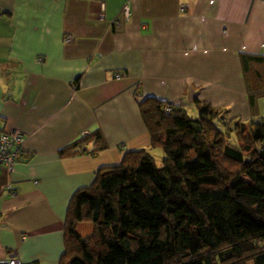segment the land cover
Returning a JSON list of instances; mask_svg holds the SVG:
<instances>
[{"label": "crops", "instance_id": "1", "mask_svg": "<svg viewBox=\"0 0 264 264\" xmlns=\"http://www.w3.org/2000/svg\"><path fill=\"white\" fill-rule=\"evenodd\" d=\"M242 55L264 58V0H0V129L27 135L0 173V260L60 264L74 194L126 153H152L147 98L250 122Z\"/></svg>", "mask_w": 264, "mask_h": 264}, {"label": "trees", "instance_id": "2", "mask_svg": "<svg viewBox=\"0 0 264 264\" xmlns=\"http://www.w3.org/2000/svg\"><path fill=\"white\" fill-rule=\"evenodd\" d=\"M241 59L252 120L200 99V118L171 102L143 101L161 165L148 149L129 152L77 191L60 264H264V58ZM100 138L86 135L61 155L86 152ZM88 222L93 233L83 237L78 226Z\"/></svg>", "mask_w": 264, "mask_h": 264}, {"label": "built area", "instance_id": "3", "mask_svg": "<svg viewBox=\"0 0 264 264\" xmlns=\"http://www.w3.org/2000/svg\"><path fill=\"white\" fill-rule=\"evenodd\" d=\"M181 11L185 12L186 7L182 6ZM124 17L125 21L128 22V6L124 8ZM66 41L71 42L72 37L68 36ZM42 60V58H39V61ZM117 78H121V75H118ZM172 111V105H167L166 112L170 113ZM26 139L27 135L20 130L0 129V173L7 171L9 174H11L15 171V166L23 155ZM8 189L10 188L8 187ZM0 264H20L17 251H11L8 259L0 260Z\"/></svg>", "mask_w": 264, "mask_h": 264}, {"label": "rangeland", "instance_id": "4", "mask_svg": "<svg viewBox=\"0 0 264 264\" xmlns=\"http://www.w3.org/2000/svg\"><path fill=\"white\" fill-rule=\"evenodd\" d=\"M261 103L264 104V98H260ZM258 105H259V102H258ZM196 107V106H195ZM195 109V108H194ZM191 109V108H188V115L190 117H193V118H200V117H203L204 114H205V111H199V109ZM257 111H258V107H256ZM204 113V114H203ZM261 115H264V110L262 109V114ZM231 143H234V139H231ZM152 154L153 156L155 157L156 161H157V164L158 165H161L162 163V160H163V157H164V154H163V151L162 149L160 148H154L152 149ZM93 224L92 223H82V224H79L78 226V232L83 236V237H88L90 236L92 233H93Z\"/></svg>", "mask_w": 264, "mask_h": 264}]
</instances>
